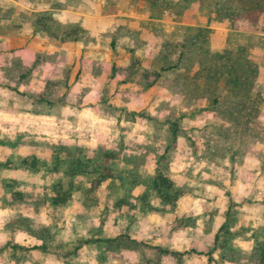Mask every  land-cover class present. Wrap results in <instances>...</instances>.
Returning a JSON list of instances; mask_svg holds the SVG:
<instances>
[{"label":"rangeland","instance_id":"rangeland-1","mask_svg":"<svg viewBox=\"0 0 264 264\" xmlns=\"http://www.w3.org/2000/svg\"><path fill=\"white\" fill-rule=\"evenodd\" d=\"M0 264H264V3L0 0Z\"/></svg>","mask_w":264,"mask_h":264},{"label":"trees","instance_id":"trees-1","mask_svg":"<svg viewBox=\"0 0 264 264\" xmlns=\"http://www.w3.org/2000/svg\"><path fill=\"white\" fill-rule=\"evenodd\" d=\"M193 0H186L187 4H189V2H192ZM244 2L247 3L248 6L252 7V8H259V9H263V3H264V0H244ZM151 6L153 5V7H156V5H154L152 2L150 3ZM155 10H158V9H155ZM159 12H161V10H159ZM160 16V15H159ZM196 30V29H195ZM198 30V29H197ZM203 31V32H202ZM195 35L197 34H201L203 33V35H206L207 33V30H200L199 29V32H194ZM194 33L191 35V36H188V39L191 43V45H195L196 42L199 41L198 39V36H195ZM195 36V37H194ZM206 39H207V36H206ZM195 46H198V44H196ZM237 67V65H236ZM240 67V66H239ZM238 67V68H239ZM238 68L236 69V73L235 76H234V79H235V83L237 85V90L240 88V85H241V88L243 87V89H245V86H246V81H245V78L243 75L241 74H238ZM248 68H249V71H252L254 72L255 71V67L252 66L251 63L248 64ZM220 69V68H219ZM209 71V70H208ZM235 89V88H234ZM76 171H80L78 168L77 170L76 169H73L69 174L70 176H73ZM159 179V180H158ZM166 179L162 178V177H158L157 178V181H155V185H154V188L157 190L158 194L161 196V198L164 200V202H169L171 200V196L168 192L169 190V185L168 186H165L164 184L165 183ZM164 186V187H163Z\"/></svg>","mask_w":264,"mask_h":264}]
</instances>
